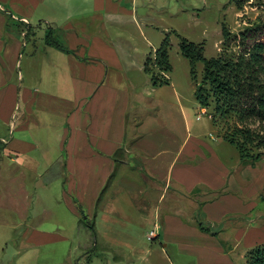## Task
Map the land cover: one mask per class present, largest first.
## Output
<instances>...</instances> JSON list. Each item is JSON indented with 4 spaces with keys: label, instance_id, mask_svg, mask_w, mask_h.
Returning <instances> with one entry per match:
<instances>
[{
    "label": "crops",
    "instance_id": "crops-1",
    "mask_svg": "<svg viewBox=\"0 0 264 264\" xmlns=\"http://www.w3.org/2000/svg\"><path fill=\"white\" fill-rule=\"evenodd\" d=\"M140 5L141 0H0V118L13 113L16 104L24 110L22 128L11 137L0 134V155L12 163L21 162L29 170H43L37 190L41 186L44 196H27L32 206L36 200L44 205L45 193H55V201L64 208L53 212L44 208L52 218L50 229L46 228L45 215L35 220L28 210L21 233L22 249L66 241L72 229L89 226L91 239L80 248L92 246L97 232L96 244L103 249L111 244L134 254H148L151 249L141 239L158 224L159 239L162 234L166 239L179 235L175 243L178 256H191L196 264H233L222 238L189 225L172 211L177 206V191L192 195L194 207L210 220H223V215L232 211H248L256 203L241 208L239 194L231 189L237 180L230 175L226 178L227 169L222 172V164L212 165L207 157L201 158L200 135H192L182 95L173 85L177 101L166 96V86L174 84L169 75V83L161 86L153 85L149 73L150 82L144 83L127 75V67L131 69L136 62L129 57L137 52L135 47L126 48V21L131 17L142 34L143 27L150 25L138 9ZM14 19L61 28L64 33L59 36L67 43L63 50L46 45L43 38L41 44L34 45L35 50H29L25 72L33 79L31 83H25L22 70L21 81H16L26 46L6 29L7 21ZM109 23L114 24V35ZM146 41L150 43V39ZM150 55L137 61L144 71ZM246 168L254 169L251 165ZM52 170L59 171L52 177L48 174ZM259 178L264 179L257 174ZM165 183L173 186L175 193L167 208L170 213L157 216ZM201 186L209 193H198ZM240 191L251 195L247 189ZM7 215L1 207L3 261L21 252L17 249L6 257L10 234L5 232L15 228L2 219ZM253 232L258 238L250 236ZM243 239H248L251 249L264 244V224L245 231ZM168 246L166 241L165 249Z\"/></svg>",
    "mask_w": 264,
    "mask_h": 264
},
{
    "label": "rangeland",
    "instance_id": "rangeland-1",
    "mask_svg": "<svg viewBox=\"0 0 264 264\" xmlns=\"http://www.w3.org/2000/svg\"><path fill=\"white\" fill-rule=\"evenodd\" d=\"M150 1L141 0V5L138 7L140 12L145 14L144 18L150 24L148 28L143 27L142 29L143 34L147 36L146 39H150V43L147 42L148 40L146 41L140 29L137 28L136 22L133 19L129 20L131 17H128L126 28L123 30V33H126L124 34L125 42H127L125 43L127 44L126 48L134 50L135 47L137 52L135 56L129 57V60L136 62L131 69L127 67L130 69L129 72L126 69L127 75L139 83H144L145 80L150 82V75L144 71L142 64L137 66V61L146 59V55L149 53L151 54L149 58L154 60L155 49H158L166 36H169L171 42L169 56L172 70L167 74V78L169 75L174 84L171 83L166 86V96L171 97L176 102L177 98L172 86L174 85L178 89L183 97L184 106L188 108L191 130L193 129L192 135H200L201 154H204V156L201 155V158L207 157L206 161L212 165L222 164L221 166L224 168L222 172H226L227 169L226 178L230 175L233 180H237V184L232 185L231 189L232 192L239 194V199L242 201L240 207L244 209L243 204L245 206L248 203H256L255 207L248 211H232L223 215V220L219 221L218 218L210 220L200 208L194 207L191 201L192 195L179 190L177 191L179 194L177 206L172 211L181 214L183 220L189 225L196 226L198 220L203 222L206 227L217 233L214 236L222 238L233 264H247L246 255L252 245L247 243L248 239L242 240L243 233L249 229H259L264 224V184H262L264 179H256L257 174L264 177V159L256 167H253L254 169L246 168V165L241 163L236 147L224 140L222 136L227 132L228 127L235 125L236 116L232 113L225 119L218 115L215 111V98L213 96L210 107L206 109V113L201 114L202 107L196 99L195 88L200 85L211 91V86L202 84L204 71L202 61L196 64L194 79L192 78L190 61L182 55L180 41L181 38H185L196 44H202L203 53L207 59L222 56L227 62H237L239 58L247 57L254 44L264 38V0ZM21 21L20 19H14L11 22L8 20L9 27L6 29L12 31L26 46L23 47L20 56V62L22 57L24 58L22 66L19 62L17 67L16 76H19V80L16 81L18 83L21 81L20 73L22 70L23 75H25V83H31L34 81L25 72V62L29 50H33L34 45H39V42L41 44V40L45 39L44 33L47 25L40 24L39 21L33 23L32 26L35 27V31L26 39L20 31ZM109 24L110 31L114 35L116 33L114 24ZM223 26H226L230 32L227 39L223 36ZM60 33H64L61 28L57 38L62 45L67 46L64 36H59ZM143 52L147 53L144 58L141 56ZM152 69L158 72L156 68L153 67ZM22 111L24 113L23 107L16 104L13 113H6L5 118H0V134L4 133L5 136L11 137L13 132L22 128ZM42 171L40 169L29 170L21 162L12 163L9 157L0 155V208L2 207L10 214L6 218L2 217V219L15 226V228L10 227L7 232H5L6 227H4L3 232L10 234V242L6 246V251L10 246L14 250L19 249L21 251L13 258L4 261L0 258V264H196L191 256L184 259L177 255L178 250L175 243L179 235L166 239L162 234L160 239L158 237L149 239L148 235L154 226L141 239L151 249L148 254H134L131 249H116L112 248L111 244H108L107 249H103L101 244H96L98 234L95 231L93 241H91L92 246L87 249L80 248L81 244L91 239L92 232L89 226L84 227L83 230L72 229L66 234L68 235L66 241L51 242L38 247L31 246L27 250L22 249L24 246H22L21 233L25 229L24 216L28 210L35 220L44 219L43 215H45L46 228L50 229L53 228L50 224L52 218L44 212V208L51 212L60 208L64 209L62 206L59 207L55 201L52 195L55 193H45L44 205L36 200L32 206V202L26 200L29 195H31V199L44 196L41 186V190H37V180ZM58 171L52 170L48 174L53 177ZM222 175L224 176V174ZM168 188L167 183L161 188L163 189V196L157 202V216L170 213L167 208L172 204L170 199H172L175 190H173V186ZM240 189H247L251 195L241 193ZM197 192L205 195L209 193V190L207 187L201 186ZM249 234L252 238L259 236L254 232ZM165 240L169 242L166 249ZM191 240L197 241L196 238L192 237ZM138 252L140 251L138 250Z\"/></svg>",
    "mask_w": 264,
    "mask_h": 264
},
{
    "label": "trees",
    "instance_id": "trees-1",
    "mask_svg": "<svg viewBox=\"0 0 264 264\" xmlns=\"http://www.w3.org/2000/svg\"><path fill=\"white\" fill-rule=\"evenodd\" d=\"M21 23L20 31L25 32V38L28 39L35 31V27L24 21ZM47 29L45 44L66 50L67 48L57 38L60 28L47 25ZM222 31L224 38L227 39L230 32L226 26H223ZM170 46V37L166 36L156 50L154 60L148 58L145 62V71L151 74L154 86L169 83L167 74L172 70ZM180 50L190 61L192 78L195 75L196 64L203 62L202 84H209L211 91L204 86H196L195 96L199 105L208 109L213 96L218 115L226 119L230 114H235V125L228 127L222 136L236 147L243 165L256 167L264 159V38L254 44L247 57H241L237 62H227L222 56L207 59L202 44L185 38H181ZM153 67L158 72H155ZM196 223L201 231L217 234L203 222L198 220ZM246 262L264 264V246L257 245L251 249L246 255Z\"/></svg>",
    "mask_w": 264,
    "mask_h": 264
},
{
    "label": "built area",
    "instance_id": "built-area-1",
    "mask_svg": "<svg viewBox=\"0 0 264 264\" xmlns=\"http://www.w3.org/2000/svg\"><path fill=\"white\" fill-rule=\"evenodd\" d=\"M203 113H206V109L205 108H202L201 114H203ZM158 229H159V225L156 224L154 229L150 231V233L148 235V238L149 239H153L154 237H157L158 236Z\"/></svg>",
    "mask_w": 264,
    "mask_h": 264
},
{
    "label": "water",
    "instance_id": "water-1",
    "mask_svg": "<svg viewBox=\"0 0 264 264\" xmlns=\"http://www.w3.org/2000/svg\"><path fill=\"white\" fill-rule=\"evenodd\" d=\"M14 249L10 246L8 250L6 251V257L12 256L13 255Z\"/></svg>",
    "mask_w": 264,
    "mask_h": 264
}]
</instances>
